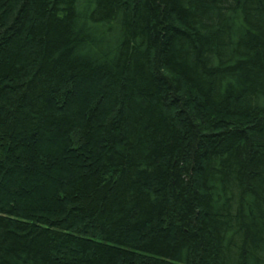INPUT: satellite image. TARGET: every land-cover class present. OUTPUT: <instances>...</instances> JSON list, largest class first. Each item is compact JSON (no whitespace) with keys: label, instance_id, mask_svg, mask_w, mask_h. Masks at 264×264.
I'll use <instances>...</instances> for the list:
<instances>
[{"label":"trees","instance_id":"1","mask_svg":"<svg viewBox=\"0 0 264 264\" xmlns=\"http://www.w3.org/2000/svg\"><path fill=\"white\" fill-rule=\"evenodd\" d=\"M0 264H264V0H0Z\"/></svg>","mask_w":264,"mask_h":264}]
</instances>
